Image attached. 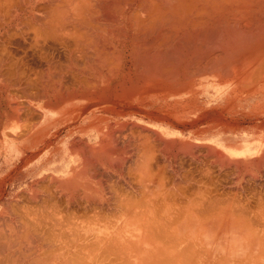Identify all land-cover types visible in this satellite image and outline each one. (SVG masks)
I'll use <instances>...</instances> for the list:
<instances>
[{
  "label": "bare ground",
  "instance_id": "bare-ground-1",
  "mask_svg": "<svg viewBox=\"0 0 264 264\" xmlns=\"http://www.w3.org/2000/svg\"><path fill=\"white\" fill-rule=\"evenodd\" d=\"M28 49L44 61L41 79L58 80L48 86L60 110L70 107L75 150L56 168L70 176L50 187L64 215L49 227L47 216L34 217L38 229L14 213L27 237L72 233L58 245L66 264L81 252H91L90 264H153L201 226L236 239L261 232L250 224H264V0H0V65L21 92L37 87L28 80L35 69L22 76ZM230 178L225 188L244 198L210 191ZM137 237L142 246L127 247Z\"/></svg>",
  "mask_w": 264,
  "mask_h": 264
},
{
  "label": "crops",
  "instance_id": "crops-1",
  "mask_svg": "<svg viewBox=\"0 0 264 264\" xmlns=\"http://www.w3.org/2000/svg\"><path fill=\"white\" fill-rule=\"evenodd\" d=\"M1 66H4V65H0V67ZM2 68L3 67H1V69ZM4 69L5 68H3V70H2V71H4V73H3L4 75L1 73L2 71L0 70L1 71L0 72V74H1V76H0V234L2 233L1 234L2 236L0 235V237H1L0 243L3 242V241H1V239H3V236H4V239H6L8 237L9 239L7 241L10 242V235H11V240L13 241V238H14L16 232H18L16 234V236L18 235L19 238L15 236V238H17V243H16L15 238H14L15 241L10 242V243H13L14 247L12 244L8 246V244H10L8 242H5V243H7V246H4L3 243H2L3 245L1 244L2 246L0 245V248H1L0 249L1 250L0 251V261H1L0 264L1 263L2 264H7V263L8 264H33L35 262L34 260H37V262H39V263L41 260L40 264H42V263L43 264H47V263L48 264H59L61 253H60L59 246H58L60 243L59 242L60 239L58 237L54 238L53 237L54 235H51V234L47 235L46 232L45 233L36 232L38 235H39V233H41L40 236H38L36 233L32 234V232H30V233L28 232L30 238L32 237L30 234H32L33 236L35 235L34 237H32L30 239L29 237H27L28 235L27 236L25 235V234H27V231H24L25 233L23 232V230L13 232L10 228L12 227L13 222H21V219L23 221L24 215H22V218H21V214L20 215L17 214V215H19V217L21 219L17 220V216H15V215H14L15 217L13 218V208H15V206L17 208H19L20 206L21 207H32V206L33 207L34 206L40 207L41 205L43 206V203L41 200H43V197H44L45 198L44 200H46V199L49 200V203L46 202L47 200L45 201L46 202L45 203L46 211L43 210L41 212L43 213L42 214L43 217L47 216L46 219L48 222H54L55 221L54 217H56L55 215L57 214V212H56V210L54 211L52 208L58 209L60 206L64 207L65 202L63 201V199L60 198V201H59L53 194H51V192H54L55 190H57V188H55L56 184H57L56 182H54L55 180H59L60 178L61 179L68 178L71 174L70 170L59 171L56 169L58 167L65 165V160L66 159L69 160L70 156H73V152L75 150L74 136H69L70 135V120H71L70 107H68L69 106L68 105L67 108H63V111H62L57 107V104L50 103L49 100H48V102H46L44 100H35L32 97L29 98V97H27L21 93L19 94L18 91H16V89L14 90V87L12 86L11 77L9 79V75H8V78H7V76H5L6 71ZM9 89L11 90V92ZM13 91L14 92L16 91L15 93L18 94V96L15 95V93ZM19 95H20V97H19ZM16 102H17V104H16ZM20 102H22V103H20ZM18 104H20V105H18ZM29 108L31 109V111ZM55 158L57 160H55ZM60 163H61V166H60ZM62 163H63V165H62ZM48 181H50V182H48ZM44 186H46V188H44ZM50 187L52 189H54V191ZM39 188H41V189H39ZM46 189L48 191H45ZM41 190H42V192H41ZM49 195H53V197L50 198ZM33 196H34V198H33ZM36 196L38 197V200H34L36 198ZM46 196H48V197H46ZM39 198H40V200H39ZM52 198H54V200L56 199L55 203L58 205V208H57V205L54 206L55 203L52 202V201H54ZM51 199H52V201H51ZM51 202L54 204L52 205ZM60 202H62L63 204ZM34 203H35V205H32ZM47 203H48L49 207L47 206ZM50 203H51V205H50ZM59 204H60V206H59ZM42 208H44V207H42ZM55 212H56V214H55ZM51 216H54L53 217L54 219ZM24 218H25V216H24ZM48 218H50V221ZM14 219H15V221H14ZM25 219L30 221L27 218H25ZM252 223L253 224H250L251 228L252 227L254 229L258 228L259 230H261V232H258V230L254 231V232H250L249 233L250 235L249 234H247L245 236L243 235L244 239H243V237L236 239V238H231V237L225 236V234H220L219 231H213V227H212L211 232H206V230H204L203 226H201V229L199 231L200 233L195 232V233L189 234V233H186V231L184 233L181 232L182 234H179L180 235L179 237H182V239L185 238L186 243L188 241L189 242L187 244L184 243V245H181V249L177 255L170 254V255H168L167 259L165 257L167 255H164V258L166 260L163 258V256L160 255V262L162 261L163 264H174V263L179 264V262H180V264H190L191 262L194 261V263H191V264H198L197 261L199 260L198 261L199 264L200 263L204 264V262L207 264H209V262H210V264H228V263L229 264H234V263L237 264V261L240 264H241V262L243 264H264V258H263L264 257V255H263L264 254V245H262V244H264V242H263L264 241V235H263L264 230H262V227L264 228V224H262V222H261V224H259V222H257V221H252ZM6 224H8V225H6ZM214 224H216V222ZM254 224L257 225L256 228L254 227L255 226ZM258 224H259V226H258ZM208 228H206V229H208ZM22 232L24 235H22ZM185 233H186V235L184 236ZM201 233H202V235H201ZM43 234H45L44 237H43ZM5 235H7V236H5ZM255 235L259 237V238H257V240H254ZM262 235H263V237H262ZM21 238L23 239L22 242L20 241ZM46 238L49 240L48 243H46V241H47ZM199 238L200 239L204 238V240H202V239L200 240ZM248 238H249V241L247 240ZM50 239L53 241V244H52V241L50 242ZM137 239L138 240L136 242L134 240H132V242H130L129 238L128 239L126 238L124 240H126L127 247H129L128 246L129 243H132V244L135 243L137 246L134 248L137 249V248H139L138 246H142L141 243H144L143 238L138 237ZM150 239H152V238L150 237ZM182 239H181V241H182ZM36 240L39 242H37ZM42 240H45V242ZM149 240H148V242H149ZM195 240H197V241H195ZM205 240H206V242H205ZM4 241H6V240H4ZM23 241H24V243H23ZM190 241H192V244ZM122 242H123V239H122ZM14 243H16L17 245ZM164 243L166 244V242H164ZM199 243H200V245H199ZM236 243H238L240 246H238V244H236ZM22 244H24V245L21 246ZM122 244H125V242H123ZM210 244L212 247L210 246ZM259 244H261V245H259ZM26 245H27V247H25ZM45 245H46V247H45ZM167 245L170 246V243ZM193 245H194V251L192 250ZM220 245H221V250H220ZM251 245H252V247H251ZM3 246H4L5 250H4ZM11 246L13 248H11ZM49 246H50V248L52 247V249H49ZM54 246H56V248ZM183 246L185 247L184 249H182ZM197 246H198V248H197ZM214 246L218 250L217 251L218 254L212 253L215 250ZM30 247L31 248L33 247V248L31 249ZM18 248H19V250H18V252H16ZM22 248L24 250H22ZM169 248H171V247H169ZM186 248H187V250H186ZM188 248L191 250H188ZM195 248H196V250H195ZM204 248L207 250L203 251ZM30 249H31V251H33L32 252L33 254H31V256L29 255L28 256L29 258H28L25 255L31 253ZM197 249H198V252H197ZM201 249H202L204 254L200 251ZM20 250H22V253L24 252V254L26 252H28V250H29L28 253L23 255L26 258L21 257L22 253H21V255H19V252H21ZM44 250H46L45 253L48 251H51V252H53V254L51 252H50V254H49V252L45 254L43 252ZM219 250H220V252H219ZM35 251H37V252H35ZM169 251H170V249H169ZM206 251H207V254H206ZM228 251H229V253H228ZM13 252L16 253L14 258H13V254H14ZM194 252L198 253L197 257H195L196 254H194ZM209 252H211V253H209ZM41 253H42V255H41ZM181 253H182V255H181ZM199 253H202L203 255L201 256V254H199ZM51 254H52V256H51ZM188 254L194 255V257H192L190 255V259H189ZM210 254H212V255L210 256ZM40 255L41 256L44 255V256L40 257ZM184 255L186 258H188L186 261H185L186 258H182ZM207 255H209V258L206 257ZM245 255H246V257H245ZM18 256H19V258H18ZM45 256H46L47 260L42 259V258H45ZM6 257H8L9 260H7L8 258H6ZM10 257L12 259H14V260H12V262L10 260ZM36 257H38L40 260L37 259ZM191 257L194 259H192ZM203 257H205V258H203ZM5 258H6V260H5ZM70 258H71V261L69 259L68 262L69 261L70 262L68 264H70L71 262L74 264L76 262V255H74ZM196 258H198V259H196ZM19 259H20V261H19ZM53 259H55L57 261H55V260L53 261ZM195 259H196V261H195ZM218 259H220V260H218ZM241 259H244V260L241 261ZM170 261H172V262H170ZM187 261H188V263H187ZM133 264H135V263H133Z\"/></svg>",
  "mask_w": 264,
  "mask_h": 264
},
{
  "label": "rangeland",
  "instance_id": "rangeland-1",
  "mask_svg": "<svg viewBox=\"0 0 264 264\" xmlns=\"http://www.w3.org/2000/svg\"><path fill=\"white\" fill-rule=\"evenodd\" d=\"M24 50H26V49H24ZM21 51H22V49H21V50H17V52L19 53V54H18L19 56H21ZM27 51H28L27 53H28V56H29V57H26V61H24L25 59L22 60V63H23V64L20 63V67H21V69H23V72H24V73L22 74V76H23V77H24V76L26 77L27 73H28L30 70L35 69V70H33V72H32L33 74H32V75H29V74H31V71H30L29 74H28L29 77H28V75H27V77H28L29 79H28V78H25V77H24V78H25L26 80L28 79V80H30V81H31V79L33 78L32 82H33V81H34V82L36 81L37 84L35 83V85H36L37 87L31 88V89H29V91H27V92H21V90H23V89L19 87V89L16 88V91H18V92L20 91V93L23 94V95H25V96L28 95L27 97H30V96H31V97H33L35 100H44V101H46V102H48V100H49L50 103L57 104V100H56L57 94H56L55 91H52L51 89H49V87L51 86V84L54 83V81L57 82L58 80H57V79L54 80L55 77H53V76H52V77L49 76L48 78H45V79L43 78V79H41V76H40V73H41V72H40V71H42V69L44 68V65H43V64H44V61H41V60H40L38 57H36V56L33 57L32 54H31V53H32L31 50L28 49ZM29 53H30V54H29ZM30 55H31V56H30ZM27 58H28V59H27ZM32 59H33V60H32ZM37 59H38V60H37ZM24 62H26V63L24 64ZM30 65H31V66H30ZM25 66H26V67H25ZM22 67H23V68H22ZM32 67H33V68H32ZM37 67H38V68H37ZM42 67H43V68H42ZM25 68H26V69H25ZM39 69H40V70H39ZM37 70H38V72H37ZM21 71H22V70H21ZM38 73H39V76H37ZM30 76H32V77H30ZM36 76H37V77H36ZM50 77H51L52 79H51ZM24 78L20 77L21 82L23 81ZM25 79H24V81H25ZM37 79H39V80H37ZM50 79H51V80H50ZM44 80H45V81H44ZM49 80H50V81H49ZM52 80H54V81H52ZM56 80H57V81H56ZM24 81H23V82H24ZM40 81H42V82L39 83ZM51 81H52L53 83H49V82H51ZM43 82H45V83H43ZM64 82H65V81H64ZM64 82H63V84H64ZM65 83H66V82H65ZM21 84H23V83H21ZM41 84H42V85L45 84V90H47L46 92H44V91L41 90L42 87L39 88V86H40ZM49 84H50V86H48ZM47 86H48V88H47ZM51 87H52V86H51ZM37 88H39V89L41 90V93H42V94L40 93V90L37 89ZM63 88H64V87H63ZM66 88H68V86H66ZM66 88L63 89V90L65 91V93H64V91H62V93L65 94V95H67L68 92H69ZM14 90H15V89H14ZM50 90H51V91H50ZM31 91H32V93H31ZM28 92H29V93H28ZM36 92H37V94H36ZM30 93H31V94H30ZM33 94H34V96H35L36 98L33 96ZM35 94H36V95H35ZM39 94H40L41 96H40ZM37 95H39V96H37ZM37 98H38V99H37ZM202 174H203V173H201V174H197V175H196L197 179H198V178H199V179L202 178V177H203ZM214 176H215V177H214ZM216 176H218V175H217V174H213V178H214L215 180H216V179L219 180L218 178H216ZM168 177H170V176L167 175V180H166V181L169 180L168 182H170V178H168ZM204 179H206V178H204ZM215 180H214V184H213L214 186H213V185H212L213 187L211 186V187H212V189H210L211 192H213L214 194H215V193H216V194H217V193H219V194L221 193V194H222V193L225 192V194H227V195L230 194V197H231V198H232V197H237V198L241 197V199H242V197H243L242 195H238V196H237V194L235 195V191H234V193H233V191L231 192L230 189L228 190L227 188H225V187H228V186L230 185L229 183L231 182V178H230V179L223 180V181L221 182V183H223V184H222L223 186L226 184L224 187L221 185L220 182L217 183L218 181L216 182ZM220 181H221V180H220ZM225 181H227V182H225ZM224 183H225V184H224ZM218 184H220V185H218ZM227 185H228V186H227ZM201 186H203V185H201ZM217 186H218V187H217ZM215 187H216V188H215ZM222 187H223V188H222ZM204 188H205V186H204ZM224 188H225L226 190H228V191H226ZM250 188H252V186H250ZM218 189H219V190H218ZM222 189H223V190H222ZM255 189H256V188H255ZM217 190H218V191H217ZM222 191H223V192H222ZM229 191H230V193H229ZM257 191L260 192L261 190H259V189H258V190H254V192H257ZM252 192H253V191H252ZM236 193H237V192H236ZM51 194H53V193H51ZM231 194H232V195H231ZM53 195H54V194H53ZM234 195H235V196H234ZM55 197H56L57 199L62 198V197L59 198V197H58V194H55ZM250 197H252V196H250ZM243 198H244V197H243ZM253 198H255V197H253ZM263 198H264V197H263ZM62 199H63V198H62ZM239 199H240V198H239ZM250 200H252V199H250ZM32 208H33V209H32ZM34 208H35V209H34ZM61 208L63 209V207H60V209H59L60 211L62 210ZM250 208H254V207H250ZM15 209H16V211H15ZM18 209H19V210H18ZM44 209H45V208H42V207H41V209H40V207H38V208H36V207H29V208H28V207H21V208H20V207H19V208L15 207V208H13V214L15 213V214H19V215H20V214H21V215H24L25 218L29 219V220L32 222V225H34L35 227H37V225H39L38 227L40 228V226L44 225V223H43L42 225H40L41 223L36 222L35 220H37V219L39 218V216L42 217V214H43V213H42L41 211H43ZM52 209H53L54 211H55V210L57 211V214L55 213V214H56V215H55V216H56L55 219L60 218V217H61V214L64 215V213H60V211H59L58 209H54V208H52ZM31 210H32V211H31ZM33 210L35 211V212H34V213H35V216H33V215H34ZM36 210H37V211H36ZM38 210H40V212H39L40 215H37V214H39V213H37ZM19 211H20V212H19ZM29 211H31L32 213H31V212L29 213ZM58 211H59V213H58ZM63 212H64V211H63ZM36 213H37V214H36ZM41 213H42V214H41ZM15 214H14V215H15ZM30 214H31V215H30ZM32 214H33V215H32ZM19 215H17V216H19ZM63 215H62V216H63ZM37 216H38V218L35 219L34 217H37ZM32 218H33V219H32ZM43 218H44V217H43ZM39 219H40V218H39ZM41 219H42V218H41ZM33 222H34V223H33ZM35 222H36V225H35ZM38 223H39V224H38ZM50 223H51V224H48V225L45 224L44 226H48V227H49V225L51 226V225L54 224V223L52 224V222H50ZM12 224H13V225H12V227H11L10 229H11L13 232H14V231H18V230H20V229L23 230V231L25 230L24 227H23L24 229H22V227H21L22 225H21L19 222H14V223H12ZM64 225H65V223H64ZM79 225H82V224H79ZM18 226H19V227H18ZM20 227H21V228H20ZM38 227H37V228H38ZM39 228H38V229H39ZM16 229H18V230H16ZM25 231H26V230H25ZM72 235H73V234L71 233V238L74 237V236H72ZM65 236H68V237H69L70 234H68V235H64V237L62 236V238L60 239V243H63V245L61 244L62 246H69V243H72L74 239L72 238L73 240H70L71 238L69 239L68 237H65ZM129 238L132 239V237H129ZM133 238H134V237H133ZM137 238H138V237H137ZM131 241H132V240H131ZM65 242H66V243L68 242V244H65ZM170 252H172V251L167 252V255L174 254V252H172V253H170ZM81 253H82V252H81ZM81 253H80L81 256H80V255H77L78 257H80V260H79V258L77 257L78 259L76 258V262H75L74 264H84V263H85V264H88V263L90 264V260H88V258H90L89 256H90V253H91V252H87V253H86V252H83V254H81ZM84 253H85V254H84ZM88 253H89V254H88ZM78 254H79V253H78ZM105 254H106V253H105ZM85 255H88V257H85ZM164 255H166V253H165ZM174 255H175V254H174ZM176 255H177V254H176ZM73 256H74V255H73ZM103 256H104V255H103ZM162 256H163V255H162ZM63 257H64V256H63L62 254H60V263H61V264H66V263H65L66 260H65V261H64V260H61ZM71 257H72V256H71ZM81 258H82V259H81ZM83 258H84V259H83ZM86 259H87V260H86ZM110 259L113 260V259H114V256H112V257L110 256ZM83 260H84V261H83ZM158 260H159V261H158L157 263L154 262L153 264H163L162 261L160 262V257H159ZM162 260H163V259H162ZM63 261H64V263H63ZM82 261H83V262H82ZM86 261H87V263H86ZM72 264H73V263H72Z\"/></svg>",
  "mask_w": 264,
  "mask_h": 264
}]
</instances>
